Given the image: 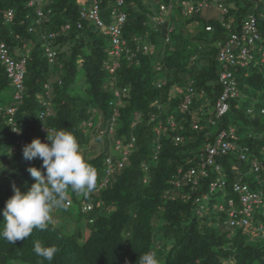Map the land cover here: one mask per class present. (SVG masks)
I'll return each instance as SVG.
<instances>
[{
	"label": "trees",
	"instance_id": "16d2710c",
	"mask_svg": "<svg viewBox=\"0 0 264 264\" xmlns=\"http://www.w3.org/2000/svg\"><path fill=\"white\" fill-rule=\"evenodd\" d=\"M97 4L104 25L113 22L114 8L126 15L120 37L134 57L122 55L112 73L106 68L113 62L111 38L80 15L83 7H91L90 0L0 1V41L13 60L26 59L18 105L13 100L16 88L0 65V230L13 187L26 193L35 182L27 168L42 165L38 158L28 161L11 150L22 137L41 139V125L71 132L83 160L97 173L91 193L69 188L70 205L60 208L70 216L76 201L77 211L86 217L85 229L77 225L68 232L51 218L44 230L34 229L23 241L10 244L0 238V264H49L34 252L37 241L57 247L51 264H138L146 252H155L159 264H264V236L225 224L220 204H213L217 189L209 190L211 182H224L218 192L225 194L226 207L228 200L238 206L235 183L247 184L264 200V69L256 51L246 68L231 69L239 97L228 101L225 115L208 123L222 91L215 43L228 32L220 23L237 32L253 15L264 42V0H225L227 13L211 18L203 13L185 16L178 0H161L158 13L161 5H173L162 23L154 20L160 13L152 14L145 0H123L120 7L116 0ZM8 11L13 13L10 22L3 18ZM53 33L57 36L48 37ZM145 45L150 47L146 53ZM47 46L57 54L53 64L45 56ZM9 87L14 90L11 98L5 96ZM189 89L194 95L184 110ZM11 107L16 108L13 123L20 137L8 123ZM170 117L174 126L167 122ZM194 120L202 130L192 128ZM230 129L237 147L248 149L246 160L238 150L216 156L208 176L197 179L196 186L182 182L188 168H198L205 145ZM177 137L182 141L176 142ZM93 139L101 147L95 148ZM252 159L263 171L251 168ZM83 202L91 204V211L83 213Z\"/></svg>",
	"mask_w": 264,
	"mask_h": 264
},
{
	"label": "built area",
	"instance_id": "2783aa9c",
	"mask_svg": "<svg viewBox=\"0 0 264 264\" xmlns=\"http://www.w3.org/2000/svg\"><path fill=\"white\" fill-rule=\"evenodd\" d=\"M1 1V0H0ZM91 7H83L81 10V18L91 21L97 25V27L103 31V33L111 38L112 48L109 55L112 56L113 62L111 66L106 68L112 73L118 67V59L124 55L127 59L134 57V53L124 41L121 40V27L125 22L126 15L124 12L114 8L111 12L113 22L111 24L104 25L99 16V8L97 0H90ZM225 0H197L192 3L189 0H178L181 6L182 14L185 16H191L194 14H200L204 11L213 8L220 15L227 13V8L223 4ZM32 3H30L31 5ZM123 4V0H116L117 7ZM173 8L172 4L167 6H160V16L154 20L158 23L163 22V15L168 13ZM39 16H42L41 12H38ZM4 20L10 22L13 19L12 11H8L3 15ZM221 27L228 32V36L224 40H219L215 43L217 53L216 61L221 67V72L219 74V83L222 87L220 95L217 97L214 103L212 117L208 119V123L214 124L215 120L221 118L228 111V101L233 98L239 97V92L236 85V80L231 72V69H241L246 68L254 59L255 51L258 53V59L256 60L258 64L264 69V42L261 39V35L258 32L256 18L253 15L246 17L237 32L230 31V25L225 22H221ZM79 27V26H78ZM69 28L68 25L64 27L62 31H66ZM207 31H211L210 27H206ZM57 33L50 34L48 37L54 38ZM259 43V45H257ZM45 56L50 64H53L57 58L56 52L50 47H45ZM149 51V47L145 45L143 47V52ZM0 65L4 67L6 76L11 80V83L15 86L16 92L14 93L13 100L15 105L21 103L22 94L24 91V77L26 74V59L21 58L20 60H13L8 52L6 45L0 41ZM46 87V86H45ZM194 93L191 89L188 90V94L184 98V103L182 108L184 110L188 109L192 102V97ZM45 106L49 103L45 102ZM15 113V108H8L6 114L9 116L8 123L12 127L13 133L18 136L15 124L13 123V115ZM250 113V110H248ZM261 114L264 115V110H261ZM44 115L41 114L40 117ZM167 122L174 126L172 118L170 117ZM192 128L194 130H202L203 127L198 124L196 120L192 123ZM47 129L49 134H53V131L44 125H41L39 130L43 135V143H48L47 141ZM182 138L177 137L176 142H181ZM235 131L230 129L228 131L221 130L215 137L212 143L205 145V156L200 159L198 168H188L186 172L182 174V182L189 184L194 187L197 184V179L205 178L208 176L207 169L213 167L214 157L225 155L227 153L239 151V158L245 160V153L248 149L246 147L238 148L236 145ZM18 144L23 151V148L27 143L20 139ZM118 145V144H117ZM131 147V145H129ZM118 148V147H116ZM264 150V149H263ZM123 161H125L126 153H123ZM107 168H111L110 160L107 159ZM251 168L258 172L260 171V165L256 159H252L250 162ZM120 166V164H119ZM218 169V166H215ZM107 170V171H108ZM181 173V170L179 171ZM180 182H175V186L179 187ZM224 185V182L216 180L209 184V190L212 192L215 189H220ZM233 193L238 195V206H235L233 200H228L227 202V213L231 218V224L240 226L247 231L264 233L263 224H255L253 220L258 216V218L264 220V200L259 192L251 190L246 184L235 183L232 186ZM70 205V202H66V207ZM91 206L86 205L83 210H90ZM222 209V207H220Z\"/></svg>",
	"mask_w": 264,
	"mask_h": 264
},
{
	"label": "clouds",
	"instance_id": "9594fccd",
	"mask_svg": "<svg viewBox=\"0 0 264 264\" xmlns=\"http://www.w3.org/2000/svg\"><path fill=\"white\" fill-rule=\"evenodd\" d=\"M168 14L169 12L163 16ZM45 86L47 87V85ZM51 130L53 134H49L47 129L48 143H43V137L34 139L32 142L22 137L20 139L27 143L23 151L18 142L16 148L11 150V152L20 151L24 159L28 161L38 158L42 160V165L40 169L36 167L27 168L28 173L35 182L26 193L14 186V195L6 201L2 212L4 222L2 224L3 228L0 230V238L10 244L29 238L34 229L44 230L51 219L50 213L52 210L54 208H64L67 201L71 202V200H67V190L69 188L78 194L91 193L96 188V170L83 160L75 136L66 130L55 132L53 129ZM14 131L18 132L19 130ZM13 134L17 136L15 133ZM17 137H20L19 132ZM81 204L83 213L91 211V204L86 202ZM86 205H90L91 209L83 210ZM226 209V206H219V210L227 216L225 224L242 229L243 232L252 236H264V233L250 232L240 226L232 225ZM253 222L255 224L261 223L264 226V220L258 218V216ZM33 250L37 256L42 258V261L47 260L49 264H51L58 251L55 245L44 246L39 241L35 242ZM138 264H159V261L155 252H146L140 254Z\"/></svg>",
	"mask_w": 264,
	"mask_h": 264
},
{
	"label": "rangeland",
	"instance_id": "374dc122",
	"mask_svg": "<svg viewBox=\"0 0 264 264\" xmlns=\"http://www.w3.org/2000/svg\"><path fill=\"white\" fill-rule=\"evenodd\" d=\"M161 2V0H145V4H147V6L149 7V10L152 12V14H159L158 13V5ZM169 5V4H168ZM177 5H174V10L173 13H177ZM156 15V16H157ZM203 15L206 18H211L213 15H217V12L214 11V9L212 10H206L203 12ZM199 28V27H198ZM14 92L13 88H7V90L5 91V96H8L9 98H11L12 93ZM257 100V99H256ZM256 100H252L251 104L254 103ZM212 109V108H211ZM95 124H98L99 122V118L98 116L95 117ZM91 143H93L95 148H99L101 147V142L96 141L95 139H93L91 141ZM252 157V155H251ZM213 204L215 206H218V204L220 205H225L226 203V199H225V194L224 193H219L218 189L215 191V195L213 196ZM73 201V200H72ZM77 206L78 203L75 201L73 202L71 208H70V213L71 215L69 216V214H65V212H62V210H60V208H54L52 210V212L50 213L51 218L54 219V221L60 225V227H65L67 229V231H72L74 230L75 226H82V229H85V215H80L79 212L77 211ZM219 213V212H218Z\"/></svg>",
	"mask_w": 264,
	"mask_h": 264
}]
</instances>
